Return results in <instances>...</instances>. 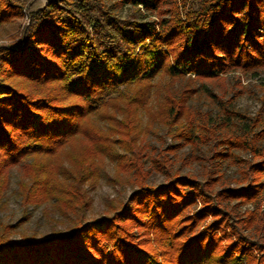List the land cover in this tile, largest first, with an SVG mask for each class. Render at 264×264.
<instances>
[{
    "label": "trees",
    "instance_id": "obj_1",
    "mask_svg": "<svg viewBox=\"0 0 264 264\" xmlns=\"http://www.w3.org/2000/svg\"><path fill=\"white\" fill-rule=\"evenodd\" d=\"M107 1L48 0L30 11L16 43L0 45V200L21 166L24 202L54 199L69 220L43 237L1 235L0 264H264V210H240L264 196V125L255 130L262 115L241 134L223 135L215 153L239 165L235 187L211 171L203 180L177 174L147 184L138 145L142 110L170 129L189 116L194 89L168 92L152 111L158 77L204 86L264 71V0H114L144 8L155 17L148 20L122 18ZM24 8L0 0V26ZM106 156L135 171L137 188L111 214L88 218L84 185L98 179ZM255 228L261 237L248 233Z\"/></svg>",
    "mask_w": 264,
    "mask_h": 264
},
{
    "label": "rangeland",
    "instance_id": "obj_2",
    "mask_svg": "<svg viewBox=\"0 0 264 264\" xmlns=\"http://www.w3.org/2000/svg\"><path fill=\"white\" fill-rule=\"evenodd\" d=\"M202 0H179L182 6L197 5ZM25 8L22 17L17 21L0 26V45L14 44L19 40L21 30L29 24L30 11L37 10L48 4V0H22ZM114 0L107 1L114 7ZM118 16L131 18L133 16L151 17L141 8V12L133 7H114ZM202 81L194 77L172 80L158 77L155 89L151 95L150 105L158 110L168 92L178 96L180 92L194 89L190 94L187 107L188 118L184 124L170 129L156 121L151 113L140 112V140L141 162L146 172V183L159 185L165 183L174 175H192L200 180L205 179L208 171L219 172L224 185L238 186L239 165L232 160L215 158V153L223 151L219 144L223 135H239L246 130L247 125L259 115L264 117V71L257 76L240 73L226 74L215 82ZM232 110L237 115L230 116L226 110ZM246 125V127H245ZM264 124L259 126V131ZM248 128V127H247ZM188 132L187 140L182 136ZM264 145V142L262 143ZM223 148V149H222ZM115 153H123L116 147ZM235 155L251 161V154L244 150L234 151ZM33 158H27L30 164ZM67 166V162L63 161ZM98 179L91 180L84 185L91 206L86 210L88 218H98L112 213V208L127 200L133 190L137 188V174L131 168L122 169L118 159L110 156L98 160ZM25 171L21 166L11 169L9 183L0 200V236L5 234L11 240L23 237H43L58 230H64L69 220L59 209L55 200L41 205L24 202L21 183L24 181ZM242 212L256 214L264 210V196L259 203H249L240 207ZM253 237H261L259 229L249 230Z\"/></svg>",
    "mask_w": 264,
    "mask_h": 264
}]
</instances>
